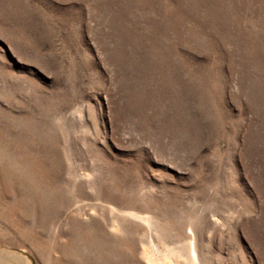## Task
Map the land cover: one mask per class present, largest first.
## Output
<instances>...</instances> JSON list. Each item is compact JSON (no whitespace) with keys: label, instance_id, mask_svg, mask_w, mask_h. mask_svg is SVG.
Segmentation results:
<instances>
[{"label":"rangeland","instance_id":"rangeland-1","mask_svg":"<svg viewBox=\"0 0 264 264\" xmlns=\"http://www.w3.org/2000/svg\"><path fill=\"white\" fill-rule=\"evenodd\" d=\"M0 264H264V0H0Z\"/></svg>","mask_w":264,"mask_h":264}]
</instances>
